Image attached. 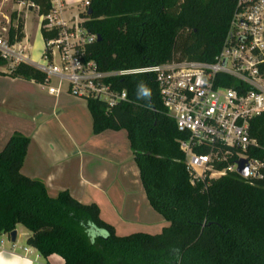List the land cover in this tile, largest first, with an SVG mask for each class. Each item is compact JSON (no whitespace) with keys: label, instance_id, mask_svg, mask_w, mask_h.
I'll return each instance as SVG.
<instances>
[{"label":"trees","instance_id":"16d2710c","mask_svg":"<svg viewBox=\"0 0 264 264\" xmlns=\"http://www.w3.org/2000/svg\"><path fill=\"white\" fill-rule=\"evenodd\" d=\"M88 2L84 27L100 38L88 47V57L102 72L172 59L212 62L235 5L234 0ZM13 3H32L39 16L50 11L48 0ZM10 21V43L21 42L23 15L13 13ZM5 66L0 58V69ZM9 75L44 82L43 74L23 64ZM115 84L126 91L128 102L110 110L101 102H86L92 133H126L146 199L168 225L155 235L120 237L101 220L96 205H83L67 191L50 197L42 182L21 173L29 140L14 133L0 151V235L9 236L21 225L29 232L27 247L43 259L57 255L63 264H264V171L250 184L230 174L190 186L177 149L179 136L164 114L154 79L127 77ZM141 84L149 96L139 94ZM249 137L256 148L248 158L263 162L264 113L250 121Z\"/></svg>","mask_w":264,"mask_h":264},{"label":"built area","instance_id":"2783aa9c","mask_svg":"<svg viewBox=\"0 0 264 264\" xmlns=\"http://www.w3.org/2000/svg\"><path fill=\"white\" fill-rule=\"evenodd\" d=\"M235 5L218 53L212 62L169 60L144 67L102 72L88 57V47L97 37L84 27L88 0L73 7L64 0H48L50 11L39 16L32 3H20L34 10L43 40L38 60L28 56L22 42L10 43L9 29L0 27V58L11 72L27 65L44 75L40 86L51 96L65 92L84 101H98L108 110L128 102L126 91L117 89L121 78L149 76L157 85L165 116L179 138L190 186L207 184L234 174L250 184L263 177L264 161L248 158L256 148L249 137V123L264 113V0H234ZM8 23V22H7ZM43 39V38H42ZM246 162V176L240 177L237 162ZM0 235V247L4 238Z\"/></svg>","mask_w":264,"mask_h":264},{"label":"crops","instance_id":"0c3cea01","mask_svg":"<svg viewBox=\"0 0 264 264\" xmlns=\"http://www.w3.org/2000/svg\"><path fill=\"white\" fill-rule=\"evenodd\" d=\"M64 2L69 7L77 4H68L69 0ZM6 6L11 7L10 16L3 12ZM26 11L36 14L34 10H25L20 3L14 4L13 0H0V19L4 22V25L0 22V27L9 29L11 15L17 13L20 16ZM36 24L37 36L36 33L27 36L23 28L21 41L29 48L28 56L34 60L39 59L44 45L38 22ZM1 74L0 81L5 80L13 91L0 92V125L12 120L18 127L0 134V151L14 133L29 140L21 168L25 177L42 182L52 198L67 191L83 205H96L101 220L111 225L120 237L133 233L155 235L168 225L146 199L124 131L93 135L86 102L84 110L79 104L81 100L65 92L51 96L34 81L13 78L9 71ZM37 90L51 102L50 110L36 106ZM24 96L32 98L29 112L33 115L25 108L28 101ZM46 113L54 123L36 128V114L41 119ZM28 236L19 238L16 227L15 243L7 245L4 242L0 247V264H63L57 255L43 259L35 249L27 247Z\"/></svg>","mask_w":264,"mask_h":264},{"label":"rangeland","instance_id":"374dc122","mask_svg":"<svg viewBox=\"0 0 264 264\" xmlns=\"http://www.w3.org/2000/svg\"><path fill=\"white\" fill-rule=\"evenodd\" d=\"M70 2H67L68 4H75L77 2H81L82 0H69ZM16 8V7H14ZM3 12L7 15L10 16L11 12V7L6 6L3 8ZM25 14V18H24V32L27 36H34V34L36 33L37 36V28H36V23H37V15L32 12V11H26V13L21 12L20 16L22 17V15ZM0 22L2 25H4V22L2 21V19H0ZM1 72H8V70L6 68H2L0 69ZM0 92L2 90H5L7 92H11L12 90V86H9L5 80L0 81ZM262 84L264 85V77L262 80ZM24 99H26L28 102H26L27 105H25V108L28 110L27 112H29L30 108L29 105L31 103H33L31 96L28 98V96H24ZM80 105L83 106L85 105L84 101H80L79 103ZM42 106L45 107V109L50 110L51 109V102L49 101V99L45 96L44 93H41L37 90V94H36V106ZM31 113L30 115H33V112H29ZM49 113H46L43 115V117L41 119L38 118L37 114H36V128L37 126L41 125L44 127H49L54 123V120L52 119V117L50 118ZM18 127V124L15 121H8L7 124H2L0 125V134H2L5 131H11V129H16ZM16 232V230H15ZM17 232H18V236L19 238H21V236L23 235H29V232L23 227V226H17ZM157 233V232H156ZM4 242L7 245H12V243H10V240L5 237L4 238Z\"/></svg>","mask_w":264,"mask_h":264},{"label":"water","instance_id":"95a60500","mask_svg":"<svg viewBox=\"0 0 264 264\" xmlns=\"http://www.w3.org/2000/svg\"><path fill=\"white\" fill-rule=\"evenodd\" d=\"M90 10L87 11V16L90 15ZM100 38L97 37V41H99ZM237 174L240 176V177H245L246 176V162L244 160H240L237 162V170H236ZM9 240H10V243H15V240H16V232H12L10 235H9Z\"/></svg>","mask_w":264,"mask_h":264},{"label":"clouds","instance_id":"9594fccd","mask_svg":"<svg viewBox=\"0 0 264 264\" xmlns=\"http://www.w3.org/2000/svg\"><path fill=\"white\" fill-rule=\"evenodd\" d=\"M138 89H139V94L147 97L150 95V90L143 84L139 85L138 86Z\"/></svg>","mask_w":264,"mask_h":264}]
</instances>
